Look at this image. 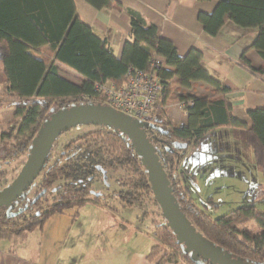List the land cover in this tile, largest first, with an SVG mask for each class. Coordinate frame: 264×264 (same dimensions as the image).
<instances>
[{"label":"trees","instance_id":"trees-1","mask_svg":"<svg viewBox=\"0 0 264 264\" xmlns=\"http://www.w3.org/2000/svg\"><path fill=\"white\" fill-rule=\"evenodd\" d=\"M85 1L97 10L127 12L130 31L119 57L107 47L106 40L79 18L75 0H0V76L3 90L17 99L15 116L19 118L8 123L7 130L1 135L16 141L15 149L2 158L3 161L27 155L32 138L53 107L58 110L86 100L103 104L105 99L97 85L110 81L116 87L121 86L127 81L129 68L148 70L150 60L158 57L161 61L156 76L162 88L151 110V118L143 121V129L156 148L176 202L191 225L208 241L233 257L264 264V210L254 205H241L211 218L193 203L181 185L180 177L186 173H189L190 181H195V173L189 170L191 166L179 167L187 148L203 147L217 130L228 128L235 139L248 146L255 166L264 175V107L247 111L249 123L234 117L226 98L229 88L209 73L199 49L191 47L180 56L174 44L162 37L155 25L148 24L137 12L124 9L118 1ZM216 2L212 13L199 12L197 20L211 35L227 21L243 27H257L258 34L252 46L263 63L253 68L244 54L239 61L262 74L264 0ZM57 65L76 72L81 77L80 83L62 77ZM195 81L213 86L212 93L179 95L186 119L172 124L166 119L161 105L170 99L175 89L189 87ZM94 125L89 131L68 140L53 160L55 139L42 168L52 162L47 165L33 197L29 198L25 191L11 205L0 206V240L22 242L28 233L42 228L50 216L69 208L77 210L90 201L98 203L100 196L91 194L92 182L109 171L120 169L126 173L117 179L121 189L115 191L123 205L141 206L150 197L158 206L141 158L131 141L116 129ZM173 142L186 143V146H176ZM4 176L5 172L0 169V182ZM44 190L50 192L51 200L46 198L43 207L40 193ZM161 218L151 219L150 226L153 234L170 246L171 251H165L156 243L148 257L161 252L159 264L176 260L195 264L176 242L162 214ZM253 224L258 225L257 231Z\"/></svg>","mask_w":264,"mask_h":264},{"label":"crops","instance_id":"crops-1","mask_svg":"<svg viewBox=\"0 0 264 264\" xmlns=\"http://www.w3.org/2000/svg\"><path fill=\"white\" fill-rule=\"evenodd\" d=\"M115 1L124 9L140 14L148 24L155 25L159 34L174 44L180 56L185 55L191 47L199 49L209 73L229 88L226 98L234 117L249 123L247 111L264 107V72L258 74L239 61L244 54L253 68L263 63L252 46L258 34L257 27H243L227 21L216 34L207 33L197 20V14L212 13L216 0ZM75 6L79 18L91 26L96 35L106 40L107 47L119 57L130 31L127 12L97 10L85 0H75ZM57 67L62 77L67 79L62 74L66 73L76 81L81 80L73 70L60 65ZM212 89L213 86L203 81L175 89L170 99L161 105L166 119L172 124L185 121L186 113L179 106V95H209ZM228 133L243 158L252 156L248 146L233 137L231 129H219L214 135L222 134L229 138ZM195 150L189 147L187 154ZM184 159H181V168L190 166ZM87 204L77 210L66 209L50 216L42 228L28 233L22 242L1 239L0 264H159L161 252L148 257L151 247L157 243L152 227L143 230L138 226L136 217L133 220L128 216L123 218L115 208H86ZM122 230L125 231V240L123 234H120ZM107 231L110 240L106 241L104 238ZM162 264L186 263L176 260Z\"/></svg>","mask_w":264,"mask_h":264},{"label":"rangeland","instance_id":"rangeland-1","mask_svg":"<svg viewBox=\"0 0 264 264\" xmlns=\"http://www.w3.org/2000/svg\"><path fill=\"white\" fill-rule=\"evenodd\" d=\"M62 74L67 77V80L80 83L73 76L66 73ZM2 87L3 83L0 76V169L5 172V176L0 182V189L8 185L16 177L26 160V155L22 154L8 159L9 161H3L7 154L15 149L16 141L1 135L7 130L6 126L8 123L13 119L18 120L19 118L15 116L17 99L10 97L9 93L6 94ZM103 104L107 105L106 102ZM56 109V106L53 107V110ZM94 127L95 125L92 123H82L79 129L70 127L60 133L56 138L52 151L53 160L60 155L68 140ZM228 137L222 134H215L203 144V147L196 148L195 152L191 154H187V148L183 154V158L185 157L183 161L190 163L191 167L189 170L195 173V181H190L189 173H186L183 177H180L181 185L186 188L187 195L193 203L211 218H216L241 205H254L258 209L264 210V175L255 166L253 157L250 155L243 158L241 151L232 143L231 134L228 133ZM51 162L45 164L33 184L26 190L29 198L33 197V192L37 189L47 165ZM179 163L181 168L182 162L180 161ZM125 174L123 170L119 169L117 171H109L105 178H103L104 175L95 178L92 182L91 190L101 194L100 201L98 203L90 201L85 207H113L121 212L123 218L128 216L133 220L136 217L138 226L142 227L143 230H149L151 229L149 224L151 219L162 220L161 210L150 197L141 206L133 205L127 207L123 205L118 193L115 191L121 189L117 179L122 178ZM40 195L43 200L41 205L44 207L46 204L44 200L47 198L50 201L51 194L48 190H44ZM253 229L257 231L259 229L258 225L253 224ZM120 234H123V239L125 240V231L122 230ZM109 235L108 231L105 232L104 239L106 241L110 240ZM114 240L116 241L115 238H113ZM157 244L160 248L163 247L165 251H171L170 246L162 243L159 238H157Z\"/></svg>","mask_w":264,"mask_h":264},{"label":"water","instance_id":"water-1","mask_svg":"<svg viewBox=\"0 0 264 264\" xmlns=\"http://www.w3.org/2000/svg\"><path fill=\"white\" fill-rule=\"evenodd\" d=\"M82 123L104 125L116 129L131 141L135 152L141 158L150 188L166 220V225L175 235L176 242L181 244L183 252L188 253L195 264H255L242 260L240 257H233L230 252L208 241L191 225L176 202L156 148L147 138L143 129L145 123L104 104L87 101L52 110L32 138L26 160L20 171L8 185L0 189V206H9L19 196L24 195L42 169L57 136L70 127L80 126ZM173 143L180 147L186 146V143ZM103 175L105 178V173ZM91 194L95 197L101 195L93 190Z\"/></svg>","mask_w":264,"mask_h":264},{"label":"built area","instance_id":"built-area-1","mask_svg":"<svg viewBox=\"0 0 264 264\" xmlns=\"http://www.w3.org/2000/svg\"><path fill=\"white\" fill-rule=\"evenodd\" d=\"M160 58L153 57L149 62L148 70L129 68L127 81L116 87L107 81L97 85L108 106L131 115L139 121H148L151 118V110L162 88L160 80L156 76V69L160 65ZM88 101V100H86ZM183 106V103H179ZM79 129L80 126H75Z\"/></svg>","mask_w":264,"mask_h":264},{"label":"flooded vegetation","instance_id":"flooded-vegetation-1","mask_svg":"<svg viewBox=\"0 0 264 264\" xmlns=\"http://www.w3.org/2000/svg\"><path fill=\"white\" fill-rule=\"evenodd\" d=\"M92 189V188H91ZM188 254V253H187ZM189 255V254H188Z\"/></svg>","mask_w":264,"mask_h":264}]
</instances>
